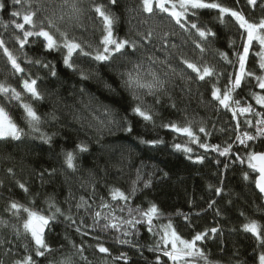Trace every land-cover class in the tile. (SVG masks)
<instances>
[{
  "label": "trees",
  "instance_id": "16d2710c",
  "mask_svg": "<svg viewBox=\"0 0 264 264\" xmlns=\"http://www.w3.org/2000/svg\"><path fill=\"white\" fill-rule=\"evenodd\" d=\"M4 2L6 7L0 10V35L19 57L25 72L16 74L0 50V83L20 91L22 102L31 104L41 119L39 131H34L25 119L21 101L0 95V106L23 130L20 140L0 139V221L7 225H0V240L11 241V244L0 247V261L12 264L13 260L26 254L34 255L30 238L23 235L17 238L14 234L13 226L23 232L20 226L26 218L23 212L17 218L9 211L10 202L16 201L45 215L52 214L54 208L49 205L54 203L64 213L57 214L45 231V240L53 252L44 257H34L36 264H59L67 256L72 257L74 264H125L123 259H114L121 253L127 254V264H156L157 256L161 264H173L162 252L150 251L160 244L163 227L170 220L183 239L190 240L196 233L219 229L216 234L209 232L207 239L198 242L210 264H259L264 245L253 234L244 231L243 225L254 220L264 232V205L254 188L255 173L247 163L249 152H264V137L247 142L248 147L234 142L238 127L239 135L244 132L255 134V129L245 124V119L255 122L259 117L249 114L233 118L232 112L211 96L213 84L223 90L228 85L229 76L237 72V53L243 51L245 31L235 18L226 14L221 23L218 10L197 11L192 19L216 33L205 44L207 51L203 54L193 44V40H199L194 30L186 32L172 23L164 28V31L175 33L169 37L166 47L161 46L159 39H154L151 44H143L134 52L128 49L124 55H116L107 63L74 57L77 71L63 64L60 52H45L39 43L27 45L24 53L28 58L41 59L46 63L50 61L54 65L56 75L53 76L51 69L26 62L19 45L12 39L19 32L11 21H22L20 17H12L11 13L22 10V6L13 5L12 0ZM217 2L242 12L250 22L258 23L264 18V0H257L255 6L248 4L247 0ZM58 3L59 0L46 3L49 11L39 14L38 21L49 15ZM97 4L104 5L116 17L113 27L116 37L140 42L136 31L144 29L142 26L133 27L144 15L139 12L140 0H118L114 6L109 0H79L82 9L79 19L69 20L65 16L63 21H58L59 27L86 46L99 45L104 32L102 18L93 10ZM172 44L177 47H171ZM256 48L252 44L251 49ZM252 50L246 60V70L255 75L247 77L234 95L242 105L250 104L256 112H264V108L253 101V94L264 95V89L259 88L255 78L264 76V71L259 68V56ZM221 52L227 54L231 63L220 57ZM181 54L194 61H207L214 65L220 73L218 82L216 77L196 80L195 74L182 63ZM149 56L167 60L166 64L157 62L152 65L166 81L165 89L156 96L140 91L145 106L151 109L152 121L134 114L137 101L124 85V74L139 63L148 68L151 63L147 59ZM80 70L84 71L86 79ZM28 76L37 79L36 87L41 99H34L23 90L22 79ZM173 103L175 107H172ZM189 121L201 142L219 145L221 150L231 145L229 154L221 156L217 151H206L191 143L187 136L163 127L170 122L184 125ZM200 126L205 127L207 135L199 132ZM128 127H131V132L126 131ZM42 137H50V142H45ZM153 140L163 143L142 142ZM82 143L87 145L86 152L79 151L77 147ZM177 143L187 144L193 151L177 150L174 147ZM68 152L76 157L75 171L66 166L65 155ZM198 156L204 157L203 163L196 162ZM237 156L244 158L245 163H240ZM8 169L12 172L9 173ZM138 170L143 180H150L151 184L144 188L141 181L130 204L145 210L151 203L158 206L162 215L154 219L153 231L149 232L145 224L137 225L135 229L125 226L131 233L128 237L112 229L102 231L94 224L92 213L108 211L98 207L101 198L112 202L115 207L110 189L117 187L129 192ZM245 173H248V179H244ZM18 182L24 183L29 191L25 193L20 189ZM217 187L223 189L220 195L216 194ZM82 196L92 208H76ZM213 201L215 203L209 207ZM67 215H71L76 223L65 219ZM115 215L128 218L126 210H117ZM77 227L81 230L77 231ZM117 237L131 243H118ZM97 244L109 248L110 255L99 253ZM25 245L28 246L27 253ZM73 245L83 248L86 260L80 259V253ZM6 248L13 251L5 255ZM195 264H205V261L197 260Z\"/></svg>",
  "mask_w": 264,
  "mask_h": 264
},
{
  "label": "snow or ice",
  "instance_id": "6c2138e0",
  "mask_svg": "<svg viewBox=\"0 0 264 264\" xmlns=\"http://www.w3.org/2000/svg\"><path fill=\"white\" fill-rule=\"evenodd\" d=\"M109 2L114 6L118 3V0H109ZM247 2L255 6L257 0H247ZM46 3L52 4L53 0H12L13 5L22 6V10L13 11L11 13L12 17H20L22 21L17 22L15 19L11 21V24L19 32V34H14L12 39L19 45V51L25 56L27 63L35 64L42 68H49L53 76L56 75L54 65H52L50 61L46 63L41 59L33 60L28 58L27 53H24V49L27 45L39 43L42 45L45 52H60L62 54L63 64L67 68L77 71L78 66L75 63L74 57H85L95 62L107 63L116 55H124L128 49H132L134 52L143 44H151L154 39H159L161 46L166 47L169 43V37L175 33L164 31V28L172 23L186 32L194 30L199 40H193V44L196 49L203 54L207 51L205 44L209 42L210 37H215L216 33L206 25H201L196 20L192 19V17L196 16L197 11L200 9H216L219 12L218 19L221 23L224 22V16L226 14L235 18L239 27L244 29L246 33L243 51L237 53L238 71L234 75L229 76L228 85H226L223 90L216 84H213L211 96L220 106L231 111L233 118H236L238 115L247 116L249 114L259 117L255 122L250 119H245V124L255 129V134L244 132L242 135H236L235 139L239 144L248 147L247 142L253 141L259 137H264V112H256L250 104L242 105L241 100L237 99L234 95L237 89L242 87L247 77L255 75V73L246 70V60L249 55L250 47L254 41L258 42L260 46V51L257 53L259 56V68L264 71V18H261L258 23L250 22L245 18L242 12L225 7L217 2V0H140L139 12L144 15L142 19L138 20L137 25H133L134 28L142 26L144 29L143 31H136V35L140 38V42L138 43L136 40L116 37L113 32L116 17L107 11L104 5L97 4L94 5L93 10L102 18L104 34L99 45L94 47L91 44H87L86 46L83 41L78 40L74 36H70L67 31H62L58 25V21H63L65 16H67L69 20L79 19L82 11L79 7V0H59V3L53 7L51 13L46 15L43 20L38 21L39 14L49 11ZM5 7L6 3L4 0H0V10H3ZM57 10H59V15H57ZM4 27L7 29L8 25L5 24ZM157 29H160V31H157ZM171 47L176 48L177 46L172 44ZM0 50H2L3 56L6 57L16 74L25 72V69L19 62V57L7 46L6 40L2 35H0ZM219 55L223 60L231 63L226 53L221 52ZM147 59L151 62L148 68L145 69L143 63H139L134 65L132 71H128L124 74L126 77L124 79V85L132 91L133 99L137 101L133 108L134 114L142 117L146 121H152L153 115L151 109L145 106L144 97L140 94V91L144 90L146 95L156 96L158 92L165 89L166 81L153 69L152 65L157 62L166 64L167 60L160 61L154 56H149ZM181 61L187 69H190L191 72L195 74L196 80L206 81L207 79L216 77L218 82L220 73L217 72L214 65L207 61L202 63L194 61L183 54H181ZM80 71L82 77L86 79L87 76L84 71ZM171 71L174 72L175 69H171ZM165 75H167V73H165ZM255 78L258 81L259 88L264 89V76H255ZM189 80H191V77H189ZM36 85L37 79L31 78V76L22 79L23 90L30 94L32 98L38 100L42 97ZM0 95H4L10 100L21 101V107L24 110V116L29 126L34 131H39L41 118L31 104L22 102V93L20 91H17L16 88L10 85L0 83ZM254 98L257 104L264 107V95L254 94ZM157 102H159L158 97ZM175 106V103H173L172 107ZM108 115L110 116L111 113L109 112ZM163 127L169 128L175 133L187 136L191 143L198 144L200 148L206 151L211 149L212 151L219 152L221 156H227L231 151V145L221 150L219 145H210L201 142L200 138L193 131L191 121L184 125L170 122L163 125ZM126 131L131 132V127H128ZM199 132L205 133L206 135L208 134L204 126L199 127ZM22 135L23 130L11 119L5 108L0 106V139L11 138L20 140ZM42 138L45 142H50L51 139L50 137ZM142 142L152 144L163 143V141L160 140ZM77 147L81 152H86L88 150L87 145L83 143ZM174 147L185 153H191L193 151L187 144L177 143ZM189 158L191 159V156ZM75 159L76 157L73 153H66L65 163L68 169L73 171L76 170ZM236 159L242 164L245 163L244 158L237 156ZM203 160V156H198L196 158L197 163H203ZM247 163L249 168L259 173L255 180V184L259 191L264 194V152H249L247 154ZM225 167H227V165H225ZM8 171L11 173L12 169H8ZM244 179H248V173L244 174ZM141 181H143L144 188H148L151 184L150 180H143L138 170L136 178L131 181L129 192L126 193L117 187L110 189L111 201L116 202V205L114 207L112 202L105 201L101 198L98 207L108 211H94L92 213L94 224L99 226L102 231L112 229L120 232L123 237H128L131 234L125 229V226H127L128 229H135L137 225L145 224L147 225V230L152 232L154 219L162 215L158 206L155 203H151L145 210L139 206L132 207L130 204L132 196H134L138 190L137 185ZM18 186L25 193L29 191L24 183L18 182ZM215 191L217 195H220L223 189L217 187ZM214 203L215 201L210 203L209 207H212ZM49 206L50 208H54V211L51 215H45L19 202H10L9 211L12 212V215L19 218L21 212L26 214V218L23 219L20 226L23 232L21 233L20 228L13 226L14 234L17 238L21 235L29 237L34 245V255L26 254L21 259L13 260L12 264H36L34 257H44L46 254L53 252V249L45 240V229L50 226L51 221L56 219L57 214L64 215V213L59 207L55 206L54 203H50ZM76 208L88 210L92 208V205L82 196L80 197V201L76 204ZM117 210H119V212H124L126 210L128 218L124 219L121 216L115 215ZM185 218L187 219V217ZM65 219L71 221L72 224L76 223L71 215L65 216ZM101 221H104V223L101 224ZM81 223H83V221H81ZM0 225L7 226L4 221H0ZM243 229L253 234L256 240L264 245V232H262L261 225L257 221L252 220L245 223ZM76 230L80 231L81 229L77 227ZM218 231L219 229L212 228L202 233H196L190 240L183 239L177 233L170 220L169 223L163 227V232L160 236V244H157L155 248H151L150 251L162 252L163 256L167 257L173 264H195L197 260H203L205 264H210L204 251L198 247V242L207 239L209 232L211 234H216ZM117 242L121 244L131 243L130 240L120 237H117ZM6 243L11 244V241L0 240V247H3ZM73 247H76L77 252L80 253V259L86 260V257L83 256V248L76 245H73ZM97 249L101 254L110 255L109 248L105 247L103 244H97ZM24 250L26 253L29 251L27 245L24 246ZM12 251V248H6L4 254L7 255ZM114 259H123L125 264H127L128 257L127 254L121 253L120 256ZM0 264H3V261H0ZM59 264H74V261L71 256H67L61 260ZM156 264H161L159 256L156 257ZM259 264H264V252L259 255Z\"/></svg>",
  "mask_w": 264,
  "mask_h": 264
},
{
  "label": "rangeland",
  "instance_id": "374dc122",
  "mask_svg": "<svg viewBox=\"0 0 264 264\" xmlns=\"http://www.w3.org/2000/svg\"><path fill=\"white\" fill-rule=\"evenodd\" d=\"M246 41V33H245V35H244V42ZM253 44L257 47L256 49H254V50H252L251 49V47H250V51L252 50V52L253 53H255L256 55H257V53H259V51H260V46H259V44H258V42H256V41H254L253 42ZM249 51V52H250ZM236 71H238V68H237V70ZM257 94H259V95H261L260 93H257ZM253 101L256 103V100H255V98H254V94H253ZM257 104V103H256ZM258 106H260V107H262L261 105H259V104H257ZM262 108H264V107H262ZM234 142H236V139L234 140ZM47 229V228H46Z\"/></svg>",
  "mask_w": 264,
  "mask_h": 264
},
{
  "label": "water",
  "instance_id": "95a60500",
  "mask_svg": "<svg viewBox=\"0 0 264 264\" xmlns=\"http://www.w3.org/2000/svg\"><path fill=\"white\" fill-rule=\"evenodd\" d=\"M258 153H259V152H258ZM253 171H254V170H253ZM254 173H255V178H254V188H255L256 192L260 195V197H261V202H262V204L264 205V194H262V193L259 191V189L256 187V184H255V180H256V178L258 177L259 173H258V172H255V171H254ZM45 231H46V229H45Z\"/></svg>",
  "mask_w": 264,
  "mask_h": 264
},
{
  "label": "built area",
  "instance_id": "2783aa9c",
  "mask_svg": "<svg viewBox=\"0 0 264 264\" xmlns=\"http://www.w3.org/2000/svg\"><path fill=\"white\" fill-rule=\"evenodd\" d=\"M239 134V127L237 128V133H236V135H238ZM236 137V136H235ZM235 140V139H234Z\"/></svg>",
  "mask_w": 264,
  "mask_h": 264
}]
</instances>
